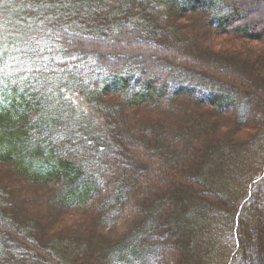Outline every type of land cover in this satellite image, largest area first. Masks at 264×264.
Listing matches in <instances>:
<instances>
[{"label": "trees", "instance_id": "trees-1", "mask_svg": "<svg viewBox=\"0 0 264 264\" xmlns=\"http://www.w3.org/2000/svg\"><path fill=\"white\" fill-rule=\"evenodd\" d=\"M242 6L0 0V264H264V46L201 39L264 45Z\"/></svg>", "mask_w": 264, "mask_h": 264}, {"label": "rangeland", "instance_id": "rangeland-1", "mask_svg": "<svg viewBox=\"0 0 264 264\" xmlns=\"http://www.w3.org/2000/svg\"><path fill=\"white\" fill-rule=\"evenodd\" d=\"M260 1H262V0H260ZM239 2L243 5L242 8L244 7L246 10H247V8H250V9L251 8L256 9L258 7L264 8V5H263L264 1L258 2L255 0H239ZM255 9H251V11H253ZM247 21L248 22L252 21V22L256 23L255 28H258L259 26H261L260 23L257 22L254 18L247 20ZM190 24H192V21L188 22V25H190ZM255 28H253V29H255ZM191 31L193 32L192 29H191ZM204 34H205V37L202 36V38H201L203 43L211 51H214V52L220 53V54H221V52H227L228 54L231 52L232 54L238 53V55H240L239 57H243V56H245V54H243V52L248 50V48H252V46H253V47L257 48L258 50H261V48L264 46L260 42L246 43V41L240 40L239 38L234 37V36H230V35H219L218 36V35H215L213 31H208V32H205ZM134 40H136L135 41L136 47H134V44H133ZM145 47H148V46H146L144 44L143 40H141L139 38L137 39L134 37H126V38L121 39L120 43H112V45H110V47H109L110 51L108 52V54L114 53L118 57H125V55L128 52H130L131 50L136 51L139 54H141L143 50H147L148 53L144 52L146 54H143V56L144 57L146 55L149 56L150 61L153 62L152 65L156 68V70L157 69H163V66H159V65H160V61L162 62L164 60V54L159 56V53H160L159 50H157L155 48H151L153 50V52H152L150 49H147ZM192 47L194 48V44H190V45L186 46L185 49L181 48V50H180L181 54H190V55L195 54V58H198V55H197L195 49H193ZM100 51H102V50H100ZM173 52H175V50H173L172 53ZM261 61H262V65H264V59L263 60L261 59ZM240 72L245 76V78H248L249 80L251 79V80L255 81V84L256 83L258 84L255 77L254 76L252 77L249 75L251 73V71L249 69L246 70L245 74L243 71H239V73ZM240 104L241 103L236 105V106H238V109L241 107ZM214 120H215V118H214ZM216 123L218 125V128L221 129L223 132H225V131L233 132L232 128H231L232 127V121L229 117H218V118H216ZM244 133H245V131H243V134ZM181 169H184L183 166H178V167H176V169H172L171 172H169V174H173V175L174 174H176V175L182 174ZM248 231L251 232V227L248 228ZM262 257H263L262 261L264 262V253H263Z\"/></svg>", "mask_w": 264, "mask_h": 264}]
</instances>
